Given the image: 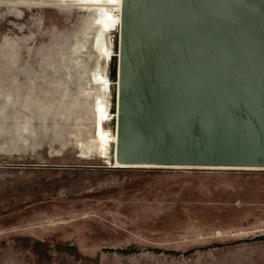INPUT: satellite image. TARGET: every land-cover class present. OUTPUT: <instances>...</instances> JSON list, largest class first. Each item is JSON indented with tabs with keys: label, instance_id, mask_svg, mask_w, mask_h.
<instances>
[{
	"label": "rangeland",
	"instance_id": "rangeland-1",
	"mask_svg": "<svg viewBox=\"0 0 264 264\" xmlns=\"http://www.w3.org/2000/svg\"><path fill=\"white\" fill-rule=\"evenodd\" d=\"M213 1L239 24L219 91L199 100L214 125L202 116L153 153L132 152L129 119L116 133L151 2L0 0V264H212L264 246V0ZM105 12L119 25L99 30ZM125 135L132 162L117 143L115 165L100 139Z\"/></svg>",
	"mask_w": 264,
	"mask_h": 264
},
{
	"label": "water",
	"instance_id": "water-1",
	"mask_svg": "<svg viewBox=\"0 0 264 264\" xmlns=\"http://www.w3.org/2000/svg\"><path fill=\"white\" fill-rule=\"evenodd\" d=\"M149 1L151 6L146 10L140 7L139 14L145 17L150 27L151 48L143 58H137L138 54L134 51L132 67L126 63L122 97L118 100L116 133L125 119H129L127 129L135 139L132 152L139 145L140 138L144 137L142 140L151 142L147 150L155 153L163 151L153 146L161 141H173L167 143L179 146L181 134H186L195 125L200 126L202 116L211 127L214 125V117L204 115L199 100L203 97V90L211 91V100L214 92L219 91V76L222 73L221 69H217V61L224 60L225 67L228 60L234 58L229 51L219 49L232 45L236 37L234 28L239 24L230 16L221 17L213 7V0H172L169 9L165 10L159 6L170 0ZM128 20L127 35L123 39L126 54L131 45L129 37L137 33L138 26L135 15ZM131 22H134L135 29L129 33ZM230 22L231 34L226 33ZM131 70L135 71L132 77ZM128 79L131 89L126 90ZM126 94L129 114L123 112ZM153 127L159 128V131L154 132ZM139 149L144 150L142 147Z\"/></svg>",
	"mask_w": 264,
	"mask_h": 264
},
{
	"label": "bare ground",
	"instance_id": "bare-ground-1",
	"mask_svg": "<svg viewBox=\"0 0 264 264\" xmlns=\"http://www.w3.org/2000/svg\"><path fill=\"white\" fill-rule=\"evenodd\" d=\"M116 5H117V8L118 10L120 11V8H121V0H116ZM113 12H105V14L101 17V20L100 22H98V24L100 25V29L99 30H102L107 24H104L103 21H104V18L106 15H110L113 17L114 21L112 18H110L109 20V25L110 27H116V25H119V22H120V15L116 16V15H112ZM112 31V30H111ZM99 52V51H98ZM97 52V53H98ZM109 56V55H108ZM106 56V57H108ZM99 79V78H98ZM99 81V80H98ZM100 83V82H99ZM101 84L106 88H108V84H110V82L108 80H104V82H101ZM208 94V93H207ZM206 94V95H207ZM205 95V96H206ZM210 97V96H209ZM211 98V97H210ZM101 100V99H99ZM217 106V105H216ZM101 140V143H103V147H107V148H111L113 149L114 153H115V160H116V149L118 148V144L119 143V162H122L124 164H128V165H131L130 162H132V159L130 157V150H129V135H125L123 136L122 138H118V140L120 141H117V138L115 140V142L111 141L108 137L106 139H100ZM107 143H109V147L107 146ZM102 146V145H101ZM101 148V147H100ZM115 165H117V160L115 161ZM116 167V166H114ZM117 168V167H116Z\"/></svg>",
	"mask_w": 264,
	"mask_h": 264
},
{
	"label": "crops",
	"instance_id": "crops-1",
	"mask_svg": "<svg viewBox=\"0 0 264 264\" xmlns=\"http://www.w3.org/2000/svg\"><path fill=\"white\" fill-rule=\"evenodd\" d=\"M143 138H140L139 145H141L142 149H146L145 151L149 152L147 149L150 147L151 142L147 139L142 140ZM212 264H264V246L259 250L245 248L238 254L237 258L213 260Z\"/></svg>",
	"mask_w": 264,
	"mask_h": 264
}]
</instances>
